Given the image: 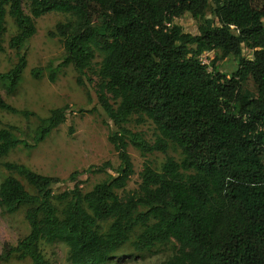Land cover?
I'll return each mask as SVG.
<instances>
[{"label":"trees","instance_id":"16d2710c","mask_svg":"<svg viewBox=\"0 0 264 264\" xmlns=\"http://www.w3.org/2000/svg\"><path fill=\"white\" fill-rule=\"evenodd\" d=\"M51 12L67 15L48 34L59 38L61 65L76 71L80 86L101 54L97 99L114 128L108 141L120 163L87 192L80 188L82 171L72 172V188L59 194L53 190L59 178L2 163L34 192L13 175L0 183L1 210L26 207L29 226L15 246L3 248L0 260L53 264L39 243L58 240L68 246L70 264H106L135 234L131 245L138 252L175 242L165 264H264V0H0V53L7 17L17 30L8 42L16 62L0 73V88L8 93L27 67L36 19ZM185 14L199 21L196 33L175 23ZM209 52L214 58L202 64L200 56ZM230 57L236 68L228 75L218 63ZM54 74L50 70V81ZM30 75L39 79L41 70ZM0 110L34 116L1 93ZM68 111V105L52 109L29 138L16 126L0 128V163L20 145L35 149ZM133 116L151 121L153 141L126 127ZM129 145L143 156L166 155L173 147L180 158L166 156L159 169L144 162L138 188L120 195L135 173ZM109 167L106 162L86 172ZM107 221L101 233L99 222Z\"/></svg>","mask_w":264,"mask_h":264},{"label":"rangeland","instance_id":"374dc122","mask_svg":"<svg viewBox=\"0 0 264 264\" xmlns=\"http://www.w3.org/2000/svg\"><path fill=\"white\" fill-rule=\"evenodd\" d=\"M24 11L29 14L27 6ZM67 15L51 12L36 19V34L30 39L26 48L27 67L23 72L22 80L12 94L4 88H0L2 98L11 106L19 110H27L34 113V116L27 118L0 110V128L5 125L16 126L28 138L33 135L39 124L40 118L49 116L52 109L69 106L66 114V121L54 129L48 137L35 149L29 150L18 146L2 158L0 163V183L8 176L16 177L26 189L33 193L32 187L21 177L12 174L1 165L4 162H13L26 166L27 168L47 176L57 177L61 180L54 188V193L59 194L70 190L72 183L67 181L68 176L74 171H82L79 179L82 181L80 188L83 192L90 191L93 186L113 175L119 166V159L108 137L113 131L112 123L101 108L97 99V63L101 60V54L97 53L93 69L83 77L85 85L77 83L78 74L71 66L61 65L64 50L59 38L49 36L55 25L65 21ZM175 23L182 28L183 32L196 33L199 21L194 20L189 14L176 19ZM16 26L11 18H6L5 32L3 35L4 51L0 53V73L8 71L16 62L15 51L8 47L9 39L16 34ZM245 54L249 53L244 50ZM214 58L213 52L206 53V61L209 64ZM220 70L228 75L236 68V62L232 57L218 63ZM33 68L41 70L39 79L30 75ZM50 70L54 71V81L48 76ZM210 70V68H209ZM89 79V81L87 80ZM252 90V86L248 85ZM82 110V112H80ZM133 116L126 125L133 132L143 133L148 141L155 137L154 125L145 119L138 123ZM70 129L72 132H70ZM20 136V135H19ZM127 152L131 158L134 168V175L131 176L124 190L118 194L124 195L136 190L139 185V173L144 162H149L153 167L159 169L166 156L180 158L179 150L171 147L167 154L154 152L141 155L132 145H129ZM110 163V167L104 172H86L91 166H101L103 163ZM60 210L62 205L55 202ZM26 207L18 212L4 213L0 208V252L5 246H15L17 242L29 232V226L25 220ZM110 222H99L101 233H105ZM132 235L131 241L134 240ZM131 241L126 243L106 264H165L171 258L176 249L175 242L157 244L154 247L142 252L135 251ZM44 257L53 264H70L68 261V246L63 241L52 243L40 242ZM0 264H31L30 259H10L1 261Z\"/></svg>","mask_w":264,"mask_h":264},{"label":"built area","instance_id":"2783aa9c","mask_svg":"<svg viewBox=\"0 0 264 264\" xmlns=\"http://www.w3.org/2000/svg\"><path fill=\"white\" fill-rule=\"evenodd\" d=\"M199 60H200V62H201L202 64H206V65H208V64H207V61H206V53L202 54V55L200 56Z\"/></svg>","mask_w":264,"mask_h":264}]
</instances>
